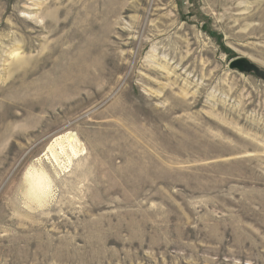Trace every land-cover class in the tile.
<instances>
[{"label": "rangeland", "instance_id": "obj_1", "mask_svg": "<svg viewBox=\"0 0 264 264\" xmlns=\"http://www.w3.org/2000/svg\"><path fill=\"white\" fill-rule=\"evenodd\" d=\"M0 264H264V0H0Z\"/></svg>", "mask_w": 264, "mask_h": 264}, {"label": "bare ground", "instance_id": "obj_2", "mask_svg": "<svg viewBox=\"0 0 264 264\" xmlns=\"http://www.w3.org/2000/svg\"><path fill=\"white\" fill-rule=\"evenodd\" d=\"M257 16H251L254 19ZM19 54L12 52L10 56L16 58ZM44 157L55 167L68 171L74 160L80 158L84 151V145L74 133H66L57 136L46 150ZM38 161V160H37ZM27 188L25 207L35 212L37 209L48 207L53 198V182L44 171L30 170L27 174ZM36 208V209H35Z\"/></svg>", "mask_w": 264, "mask_h": 264}, {"label": "water", "instance_id": "obj_3", "mask_svg": "<svg viewBox=\"0 0 264 264\" xmlns=\"http://www.w3.org/2000/svg\"><path fill=\"white\" fill-rule=\"evenodd\" d=\"M230 69L231 70H238L240 72H249L252 68V65L245 59H236L230 62Z\"/></svg>", "mask_w": 264, "mask_h": 264}]
</instances>
